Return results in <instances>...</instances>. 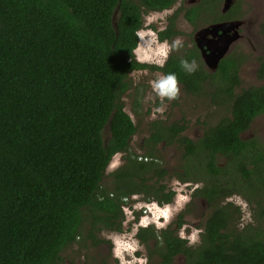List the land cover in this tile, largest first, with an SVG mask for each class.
Listing matches in <instances>:
<instances>
[{
	"label": "trees",
	"instance_id": "1",
	"mask_svg": "<svg viewBox=\"0 0 264 264\" xmlns=\"http://www.w3.org/2000/svg\"><path fill=\"white\" fill-rule=\"evenodd\" d=\"M173 2L0 0V264H60V251L77 237L85 234L94 241L98 230H123V197L133 193L155 197L160 192V202L170 201L165 185L150 182L152 174L161 177L165 170L134 154L125 155L122 166L110 172L109 186L103 179L112 156L126 151L136 129L120 100L131 87L129 73L143 69L175 73L177 82L191 92L193 87L199 92L208 78L198 69L199 76L181 68L185 53L170 54L163 65L134 56L142 15L163 11ZM190 13L185 15L188 19ZM175 14L157 31L159 41L178 33ZM232 82L223 92H215L230 98L231 117L221 118L192 145L188 138L175 135L189 154L198 155L193 152L205 148L207 172H218L215 153L220 152L248 184L254 168L242 162L257 146L247 144L238 132L264 112V84L235 93L231 85L237 80ZM131 90L133 103L139 105L140 94L135 87ZM260 153L264 152L259 148L255 157H263ZM216 189L211 184L209 192ZM230 215L219 206L213 209L204 226L203 251L195 253L192 264L232 259L223 251L221 235L225 243L250 247L235 253L241 259L264 256V236L259 233L254 237L236 232L233 241L221 233L231 223ZM141 230L153 236L152 228ZM164 237L168 250L177 246L178 239Z\"/></svg>",
	"mask_w": 264,
	"mask_h": 264
},
{
	"label": "flooded vegetation",
	"instance_id": "2",
	"mask_svg": "<svg viewBox=\"0 0 264 264\" xmlns=\"http://www.w3.org/2000/svg\"><path fill=\"white\" fill-rule=\"evenodd\" d=\"M168 9L171 15L176 13L173 25L178 33L162 40L166 44L168 43L171 48L163 60V64L170 54L181 55L185 53L183 56L185 60L190 63L194 61L196 69L207 74L208 77L202 82L200 93L194 92V87L192 92L190 88L184 89L182 84L177 82L179 92L184 91L189 95L209 92L212 98L230 104L229 97L220 98L215 95V92L219 90L223 92L226 87H229V83H233L232 80H237V83L231 85L232 92L235 93H238L237 88H240V91L250 86L264 84V70H260L261 61L264 59V0H174L173 4L165 10ZM187 11L189 13L192 11V14H189L190 19L185 16ZM167 17L163 19L161 28L157 30L154 28L156 37L157 31L166 27ZM176 19L184 20L182 23L188 28L187 34H182L183 27H180L182 23L176 25ZM181 34L187 37L186 42H180L177 47L173 48L172 45L175 41L173 39ZM248 45L255 49L252 56L248 55L249 52H245ZM218 48H222L224 53L214 67H211L205 58L216 54ZM202 51H204L203 54ZM232 64L235 65L233 68L230 67ZM221 67L224 69L221 70ZM196 69L193 73L198 75ZM233 69L236 71L231 74ZM134 71L137 70L132 72ZM153 71H156L160 76L164 75L160 70ZM196 81L198 82V80ZM243 83H245L244 86H242ZM178 94L174 102H169L171 105L177 103ZM262 114L264 115V112L255 115L248 122V126L238 132V136L247 144L257 146V148L249 151V159L242 162L246 164L247 168H254V172L248 176L250 180L248 184L241 177L240 169L233 164H227L226 156L220 152L215 153L218 172L216 174L207 172L205 148L193 152L200 153L198 155L189 154L185 152L183 144L175 135V133H179L188 138L191 141L190 145H192L201 140L211 127L217 125L221 118L214 125L209 126L205 123L204 126L202 124V127L193 128L192 131H189L187 120L182 117L150 118L143 128L141 138L131 147L130 143L137 128L135 129L134 134L129 139L126 151L116 153H123L122 164L125 161V155L134 154L139 161L155 162L161 166L165 173L161 177L152 174L150 182L156 181L165 185L163 191L169 193L171 198L169 202H160L159 198L162 196L160 192L156 193L155 197H144L143 193H133L123 197L122 202L126 205L131 204L130 200H132V203L136 202L134 206H139L141 211L145 213L153 205L159 207L161 205L183 204L175 212L173 211L172 217L167 222L162 220L163 216H161L158 224L154 221L153 224L148 221L140 223L135 216L129 219V214H124L123 229L135 228L134 234L141 246L139 251L133 253L135 259L132 264H192L195 253L200 250L203 251L205 222L217 206L223 211L232 213L229 217L231 223L227 224V228L220 230L230 240L233 241L236 232L246 236L256 237L258 233L260 237L261 235L264 236V181H261L264 179V153H260L263 157H255V151L259 148L264 152V119L256 122L257 116ZM227 117H231L230 111ZM168 145L169 150L167 149ZM162 149H164V153H170L167 157L168 162L160 163L159 157L156 156ZM195 161H197L196 164H194ZM233 162L237 164L236 161ZM108 179H110V175H108ZM211 184L215 185L217 189L209 192ZM237 196L245 201L247 211H249V217L244 224L242 223L245 220L244 213L246 211L244 212L241 204L235 201ZM138 198L140 200L136 201ZM161 222L165 223L161 225ZM239 223H241L240 227H238ZM142 228H152L153 236L149 233H143L145 231H142ZM192 229H198L194 241ZM101 230L95 232L96 239L94 241L87 238L85 234L77 237L73 243L80 245L77 248H82L83 251L79 255H75L74 260H68L61 256L60 264H112V260L114 264H121L117 255H115V259L111 258L110 239L102 237ZM165 231L166 234H164ZM162 233L167 238H171L172 242L178 239L177 246H170V250H168ZM139 234L146 238L142 239ZM221 237L218 239H222L224 242L223 251L232 257L223 264H264V256L260 260L247 256H242L243 259H241V256L235 253L241 250H250V247H235L230 242L225 243V238L222 235ZM87 246H94V252L90 255H86L84 248ZM65 247L60 251V254ZM166 252L171 254L168 257L164 256Z\"/></svg>",
	"mask_w": 264,
	"mask_h": 264
},
{
	"label": "rangeland",
	"instance_id": "3",
	"mask_svg": "<svg viewBox=\"0 0 264 264\" xmlns=\"http://www.w3.org/2000/svg\"><path fill=\"white\" fill-rule=\"evenodd\" d=\"M171 12L168 10L164 11H149L142 15V27L137 32H143L144 34L142 36H138V42L136 47L134 48V56L135 58L141 62V58H147L146 63H152L159 65L157 61L164 60L167 56L168 52L171 50L169 47L170 45L167 43L166 48V56H162L160 54V47L162 44H165V41H159L156 37V31L155 29H159L163 26V19L166 18V16L171 15ZM146 18H150L146 19ZM183 19H176L175 24L179 25L182 23ZM180 27H183L182 34H187L188 28L185 26V24H181ZM155 28V29H154ZM155 34V38H153L152 34ZM179 35L175 37L173 40H178L180 42H186L187 37L185 35ZM255 49L248 45V47L245 49V52H249L248 55L252 56V53H254ZM160 75L156 71H149V70H137L134 72L129 73L128 79L131 82V87H135L136 94H140V97L138 99L139 105H136V102L133 103V96H132V90L131 87L129 90L125 91L121 94L120 100L123 103V109L130 115L131 119L133 120L137 130L135 135L133 136V139L130 143V146L132 147L134 143H137L138 140L141 138V135L143 133V128L147 121L150 118H177L182 117L187 120V123L189 125V131H192L193 128H199L202 127V124H208L214 125L220 118L227 117L229 115L230 111V104H226L223 101H218V99L212 98L209 92L202 93L200 95H189L185 93L184 91L179 92V99L177 100V103L175 105H171L169 102H174L173 100L163 99L161 100L159 97L155 95V93L152 92L150 81L156 79ZM245 80V78H244ZM248 81V80H247ZM245 83H243L242 86H244ZM237 92H239L240 88H237ZM157 108H162L163 110L158 112L156 111ZM256 122L262 121L264 119V115L257 116ZM106 134V133H104ZM256 134V133H255ZM170 145V144H169ZM167 146V149L169 150L170 147ZM136 154H142V153H136ZM170 153H164V149L160 151L156 156L159 157L160 163L168 162V156ZM122 160H123V153H115L109 163L106 166L105 169V178L104 180V186H109L108 184V175L111 171L119 168L122 166ZM176 161V159H175ZM197 161H195L194 164H196ZM199 163V161H198ZM193 164V165H194ZM178 196V195H177ZM140 200L139 198L136 199ZM126 204L124 205L126 208L123 210V214H129V219L132 217H136L139 219L140 223H146L147 221L149 223H152L153 221L158 224L160 219L164 220L165 222L168 221L170 217L173 215V211L175 212L178 207H181L183 203L180 205H161L159 207L156 206H150L149 210L145 213L144 211H141L139 206H134V203ZM235 201L237 203L241 204L242 210L244 213L245 220L242 224L246 221L247 217H249V214L247 211V206L245 205V201L243 199H240V197H236ZM124 204V203H123ZM202 206V203H201ZM166 213V214H165ZM164 222V223H165ZM161 222V225L164 224ZM241 223H239L238 227L241 226ZM153 224V223H152ZM135 231L136 229L131 227L129 230H124L121 232H115L113 230L108 229H102L101 236L107 239H110V256L112 259H115V255L119 253L118 258L121 263V260L124 261V264H132L135 257L133 254L135 251H139L140 244L138 240L135 237ZM198 229H192V237L195 235ZM196 233V234H195ZM80 245L77 243H71L65 249L61 252V256L63 258L68 260H74L75 255H79L81 251H83L82 248H77ZM94 246H87L86 249V255H90L94 252ZM134 249V250H133ZM142 250V249H141ZM140 253V252H139ZM128 260V261H127ZM99 262V260H97ZM112 264H114L112 260Z\"/></svg>",
	"mask_w": 264,
	"mask_h": 264
},
{
	"label": "clouds",
	"instance_id": "4",
	"mask_svg": "<svg viewBox=\"0 0 264 264\" xmlns=\"http://www.w3.org/2000/svg\"><path fill=\"white\" fill-rule=\"evenodd\" d=\"M146 19L150 20V18H146ZM143 34H144L143 32H137L138 36H142ZM152 35L153 38H155V34L153 33ZM178 45H179V41L176 40L173 42L172 47L175 48ZM166 48H167L166 43L161 45L159 51L162 56H166ZM141 62H149V61H147V58L145 57V58H141ZM157 63L162 65L163 60L157 61ZM179 63L181 68L189 74H191L196 69V65L194 61L190 63L188 61L181 59ZM150 86L152 92L155 93V95L159 97L161 100L165 98L168 100H173L177 97V94L179 92L175 73H167L157 77L156 79L150 81ZM162 110H163L162 108L156 109V111L158 112ZM194 240H195V235L193 236V241ZM117 255H119V253H117ZM121 264H124L123 260H121Z\"/></svg>",
	"mask_w": 264,
	"mask_h": 264
},
{
	"label": "water",
	"instance_id": "5",
	"mask_svg": "<svg viewBox=\"0 0 264 264\" xmlns=\"http://www.w3.org/2000/svg\"><path fill=\"white\" fill-rule=\"evenodd\" d=\"M115 11L114 13L112 14V18H111V22H112V26L115 28V22H114V19L116 18L115 16ZM204 53V51H202V54ZM224 53V50L222 48H218L217 50V53L214 54L213 56H209L207 58H205V61L207 62V64L211 67H214V65L216 64L217 60L222 57V54ZM108 128V122H107V125L104 126V128L102 129V133L105 129Z\"/></svg>",
	"mask_w": 264,
	"mask_h": 264
},
{
	"label": "built area",
	"instance_id": "6",
	"mask_svg": "<svg viewBox=\"0 0 264 264\" xmlns=\"http://www.w3.org/2000/svg\"><path fill=\"white\" fill-rule=\"evenodd\" d=\"M124 208H125V206H124Z\"/></svg>",
	"mask_w": 264,
	"mask_h": 264
}]
</instances>
